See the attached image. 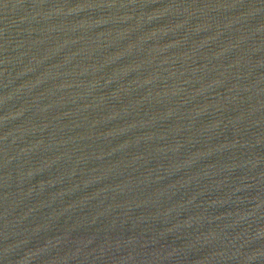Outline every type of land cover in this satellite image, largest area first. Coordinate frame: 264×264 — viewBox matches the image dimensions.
Here are the masks:
<instances>
[{
    "label": "water",
    "instance_id": "water-1",
    "mask_svg": "<svg viewBox=\"0 0 264 264\" xmlns=\"http://www.w3.org/2000/svg\"><path fill=\"white\" fill-rule=\"evenodd\" d=\"M0 264H264V0H0Z\"/></svg>",
    "mask_w": 264,
    "mask_h": 264
}]
</instances>
